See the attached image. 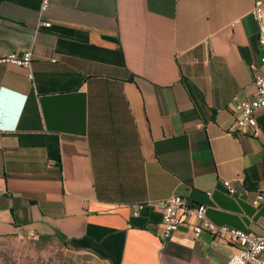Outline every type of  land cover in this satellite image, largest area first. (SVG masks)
I'll return each mask as SVG.
<instances>
[{"label":"crops","instance_id":"1","mask_svg":"<svg viewBox=\"0 0 264 264\" xmlns=\"http://www.w3.org/2000/svg\"><path fill=\"white\" fill-rule=\"evenodd\" d=\"M49 1L0 0V58L32 54L29 70L0 63V238L55 236L102 264H225L235 248L188 219L161 239L149 204L173 196L264 235V112L237 130L231 111L261 65L255 0Z\"/></svg>","mask_w":264,"mask_h":264},{"label":"built area","instance_id":"2","mask_svg":"<svg viewBox=\"0 0 264 264\" xmlns=\"http://www.w3.org/2000/svg\"><path fill=\"white\" fill-rule=\"evenodd\" d=\"M40 1V13H45L49 8V0ZM263 5L264 0H255L251 9V16L257 23L258 28V44L263 51L260 58V69L254 78L255 92L250 100H239L237 97L232 99L231 111L235 114V124L237 130L246 127L255 128L256 113L264 112V22H263ZM48 27V23L42 24ZM32 61L31 52L27 51L21 55L11 53L0 58V63H6L29 70ZM255 69V67H252ZM31 78V75L29 74ZM8 128V127H4ZM223 187L228 195H234L236 189L230 181H224ZM211 193H207L210 196ZM264 202V191L255 193L252 204L256 208H260ZM151 207L159 210L161 213L159 235L164 241L176 232L184 222L188 219L191 228V234L197 239L203 232L213 234L217 237L224 238L230 245L235 248L234 253L228 258L225 264H264V235H255L253 233H245L241 230L228 226H217L212 223L206 216L207 207L205 205L191 206L186 199L181 197H170L162 202H153L149 204ZM143 205L133 207L132 216L137 217Z\"/></svg>","mask_w":264,"mask_h":264},{"label":"rangeland","instance_id":"3","mask_svg":"<svg viewBox=\"0 0 264 264\" xmlns=\"http://www.w3.org/2000/svg\"><path fill=\"white\" fill-rule=\"evenodd\" d=\"M44 236L21 233L1 237L0 264H102L70 251L54 237Z\"/></svg>","mask_w":264,"mask_h":264},{"label":"trees","instance_id":"4","mask_svg":"<svg viewBox=\"0 0 264 264\" xmlns=\"http://www.w3.org/2000/svg\"><path fill=\"white\" fill-rule=\"evenodd\" d=\"M46 237L47 238L54 237L61 243V245H63L65 248H68V245L65 242H63L61 239H59L58 237H55V236H44V238H46Z\"/></svg>","mask_w":264,"mask_h":264}]
</instances>
